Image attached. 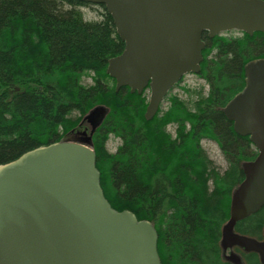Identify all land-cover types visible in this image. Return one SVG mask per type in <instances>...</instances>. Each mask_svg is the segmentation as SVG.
I'll return each instance as SVG.
<instances>
[{
	"label": "rangeland",
	"instance_id": "1",
	"mask_svg": "<svg viewBox=\"0 0 264 264\" xmlns=\"http://www.w3.org/2000/svg\"><path fill=\"white\" fill-rule=\"evenodd\" d=\"M10 1L17 4L16 14L0 11V84L49 77L44 94L0 101V146L21 140L29 150L61 141L102 108L104 113L89 124V142L111 205L126 204L138 219L153 224L163 264H222L219 231L228 223L231 197L239 186L230 187L229 179L258 151L239 140L232 147L218 143L210 126L216 114L206 103L216 100L224 107L243 88L242 64L264 58V35H218V42L204 49L200 73L185 75L147 120L150 90L117 91L107 75L108 60L121 55L124 44L104 5ZM60 42L68 44L64 50ZM233 61L241 64L232 75ZM26 150L10 149L1 161ZM262 213L255 223L241 222L236 230L259 237ZM239 249L234 246L232 253Z\"/></svg>",
	"mask_w": 264,
	"mask_h": 264
},
{
	"label": "water",
	"instance_id": "2",
	"mask_svg": "<svg viewBox=\"0 0 264 264\" xmlns=\"http://www.w3.org/2000/svg\"><path fill=\"white\" fill-rule=\"evenodd\" d=\"M104 5L125 48L108 60L116 90H150L151 120L187 74L200 72L203 33L264 35V0H77ZM102 108L88 116L92 124ZM235 131L257 158L243 165L224 227L226 247L260 255L264 241L234 232L264 207V59L245 66V86L227 104ZM90 136H66L0 164V264H162L150 221L118 211L106 198Z\"/></svg>",
	"mask_w": 264,
	"mask_h": 264
},
{
	"label": "flooded vegetation",
	"instance_id": "3",
	"mask_svg": "<svg viewBox=\"0 0 264 264\" xmlns=\"http://www.w3.org/2000/svg\"><path fill=\"white\" fill-rule=\"evenodd\" d=\"M233 32H235V31H233ZM227 33H231V32H227ZM239 33H240V32H239ZM242 34H243V33H242ZM248 36H250V35H248ZM217 37H218V35L215 36V37H212V38H211V37L208 36V33H207V32L203 33L202 39H203L204 44H205L204 49H205V47L207 46L208 43L213 44V43L216 42V41L218 42V40L216 39ZM250 37H251V36H250ZM120 41L123 42L121 39H120ZM123 44H124V42H123ZM124 48H125V44H124ZM123 51H124V49H123ZM123 51H122V53H123ZM203 53H204V50L202 51V62H201V65H202L203 60H204ZM256 59H261V58H256ZM263 59H264V58H263ZM253 60H255V59H253ZM250 61H252V60H250ZM250 61H248V62H250ZM248 62H246L245 64H244V63L242 64V65H243V66H242V70H243V72H244V76H245V66H246V64H247ZM201 65H200V71H201ZM199 73H200V72H199ZM197 74H198V73H197ZM181 80H182V79H181ZM181 80H180V81H181ZM178 83H179V82H178ZM178 83H177V84H178ZM177 84H176V85H177ZM243 84H244V85H243V88H244V86H245V77H244V82H243ZM174 88H175V87H174ZM174 88H173V89H174ZM243 88H242V89H243ZM242 89H241V90H242ZM241 90H240V91H241ZM240 91H238L237 93H239ZM218 93H219V91H218V89H217V94H218ZM237 93H236V94H237ZM214 94H215V93H214ZM236 94L232 96V99L236 96ZM232 99H231V100H232ZM231 100H229L228 103H229ZM228 103H227V104H228ZM227 104H226L224 107H221L220 102H217L216 100H213L211 103H210V101H208V102L206 103V108H208V109L211 110L212 112L218 113L219 115H223V117L226 118V120L228 121L230 127L232 128V142H231V143H229V142H228V143L225 142L224 138L221 137V136L218 134V132H216V130L214 129L215 134H216V135L214 134V136L218 138V140H219L218 143H220V140H222L224 146H225L226 144H228V146L232 147V145H233L234 143H236L237 140H239L240 143H242V144H244V145H246V146H249V148H250L251 146H254V147H255V145L253 144V142H252L251 139H250V136H243V135L238 134V133L235 131V125H234V122H233V121H230V120L226 117V114H225V108H226ZM197 122H198V123H197ZM197 122H196L197 124L200 123L199 121H197ZM89 124H92L91 121H90L89 119H84L83 122H81V124L79 125V127L76 128V129H74V130H72V131L69 133V135H70V136H73V137H77V138H79V137H85V138L88 137L89 135L93 134V128H92V127L90 128ZM66 136H67V135H66ZM255 148H256V147H255ZM257 151H258V150H257ZM257 156H258V154H257ZM257 156H256L253 160L247 161V162H245V163H248V162H252V161H254V160L257 158ZM245 163H243V164L241 165L240 169H238V172L235 174V176H234V177H231V179H229L230 187L233 188V186H236L237 183H239V186H240V184L243 182V180H244V178H245V174H244V171H243V165H244ZM233 184H235V185H233ZM239 186H238V187H239ZM238 187H236L234 190L236 191V190L238 189ZM235 191L233 192L232 197H233ZM232 197H231V202H232ZM263 210H264V207L261 208L258 212L254 213V214H251V215L248 216L246 219H244V220L238 222L237 225H236V227H235V229H234V232L237 233V234H240V233L236 230V228H237L238 224H240L241 222L248 221V222H250V223H255L257 220H259V217L263 214V213H262ZM230 211H231V205H230ZM229 219H230V218H229ZM228 221H229V220H228ZM250 225H251V224H250ZM225 226H226V225H225ZM225 226H224V227H225ZM224 227H223L222 229H220V231H219V238H220V242H221V243H220V247H221V249H222L221 256H220L219 258H220V261L222 262V264H242V263H243V264H264V263L262 262L261 257H260V255H259L258 253L253 252V251H246L244 248H242V247H240V246H239V247H240L241 249H239V250H240L241 252H239V253H232V247H226V245H225V243H224V239H223ZM156 231H157V230H156ZM157 234H158V232H157ZM240 235H244V234L242 233V234H240ZM244 236H247V235H244ZM247 237L253 238V239H255V240L259 241V242H263V241H264V227L261 229V233H260V236H259V237H258V236H252V235H249V236H247ZM158 243H159V234H158ZM158 252H159V250H158ZM159 256H160V253H159ZM160 259H161V256H160ZM161 262H162V260H161ZM162 264H163V262H162Z\"/></svg>",
	"mask_w": 264,
	"mask_h": 264
},
{
	"label": "trees",
	"instance_id": "4",
	"mask_svg": "<svg viewBox=\"0 0 264 264\" xmlns=\"http://www.w3.org/2000/svg\"><path fill=\"white\" fill-rule=\"evenodd\" d=\"M16 5H17L16 3L11 2L10 0H0V11L2 12V14L3 13L5 14L7 11H10L8 12V14L10 15L11 13L16 14L15 13L17 12ZM19 11H21L20 8H19ZM59 44L60 46H58V48H61L62 50H64V48L68 45V44L61 43V42ZM233 63L234 64L232 67V75L240 71V64H241L240 61L238 62L233 61ZM48 77L49 76L47 75L46 78L38 82H35V83L26 82L25 84H19L16 86H4L0 84V101L5 100L8 102H12L13 100H17L21 95L36 96V95L44 94L46 91L45 85H46V81ZM215 114L216 115L215 117L213 116L212 121L210 120V126L213 127V129H215L216 132H218V134L224 138L225 142L231 143L232 142V128L230 127L226 118L223 117V115H219L218 113H215ZM3 146L4 147L0 146V154H1L0 164L5 163V161H1L2 160L1 158H3L5 154L6 155L10 154L8 152L10 149H12L13 150L12 152H15V153L22 152L23 149L24 150L27 149L25 152L31 150V149L28 150V148L30 147L28 146V142L26 143L21 140H15L14 142H11V144L4 143ZM18 157L19 156H17L16 158ZM16 158H13L9 161H12ZM130 179L132 180L133 177H130ZM113 207L118 211L128 210V206L126 204H120V205L113 206Z\"/></svg>",
	"mask_w": 264,
	"mask_h": 264
}]
</instances>
